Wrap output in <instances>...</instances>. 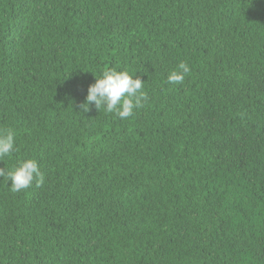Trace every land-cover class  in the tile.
<instances>
[{
  "label": "trees",
  "instance_id": "trees-1",
  "mask_svg": "<svg viewBox=\"0 0 264 264\" xmlns=\"http://www.w3.org/2000/svg\"><path fill=\"white\" fill-rule=\"evenodd\" d=\"M110 68L125 119L79 107ZM6 129L0 264H264V0H0Z\"/></svg>",
  "mask_w": 264,
  "mask_h": 264
},
{
  "label": "clouds",
  "instance_id": "clouds-1",
  "mask_svg": "<svg viewBox=\"0 0 264 264\" xmlns=\"http://www.w3.org/2000/svg\"><path fill=\"white\" fill-rule=\"evenodd\" d=\"M190 72L186 62H181L176 70L170 72L168 83L182 84L185 76ZM144 82L140 78L133 79L127 71H117L115 68L106 69L102 78H97L89 86L86 102L79 107L88 112L89 105H95L97 110L104 108L108 113H116L121 119L130 117L134 108L144 106L147 94L142 90ZM15 132L12 129L4 130L0 134V157L10 155L14 149ZM7 177L11 181V191L16 193L31 186L35 180L36 187L44 184V176L39 170L38 162L28 159L13 171L6 172L0 168V177Z\"/></svg>",
  "mask_w": 264,
  "mask_h": 264
}]
</instances>
